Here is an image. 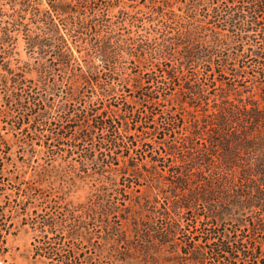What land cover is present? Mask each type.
I'll list each match as a JSON object with an SVG mask.
<instances>
[{
	"label": "trees",
	"instance_id": "16d2710c",
	"mask_svg": "<svg viewBox=\"0 0 264 264\" xmlns=\"http://www.w3.org/2000/svg\"><path fill=\"white\" fill-rule=\"evenodd\" d=\"M2 1L0 99L6 109L13 107L17 112L14 129L25 130L30 136L45 131L47 137L39 143L44 148H34L29 157L42 152L51 160L34 170L33 184L0 186V197L14 195L10 216H21L20 225L28 224L36 232L34 254L44 257L48 264H101V258L107 255L115 264H155L161 251L177 253V234L181 231L187 236L181 242L183 256L197 262L204 255L192 247L196 234L190 228L201 222L208 225L214 259L225 258L226 264L247 263L243 255L248 261L256 258L262 263L258 245L243 231L259 229L264 236V0H177L181 12L171 8L168 0H150L158 1L149 21L162 38L161 46L156 47L150 37L143 38L138 31L136 39L128 38V44L126 41L130 54L150 59L164 55L157 63L158 74L148 75L142 93L152 105L168 100L165 90L176 84V78L178 81L179 94L174 100L181 111L164 113L163 128L158 133L162 140L149 160L156 163L158 157H167L172 162L168 166L169 194L163 196L160 206L158 193L135 200L113 197L108 185L112 178L104 173V160L94 146L79 152L78 165L69 159L78 141L92 140L96 129L112 130L113 138L106 137L105 132L98 143L99 148L112 146L106 157H117L118 117L98 112L91 100L87 104L92 94L85 92H93L98 84L99 64L106 68L118 50L126 47L123 39L116 38L113 29L94 36L88 42L96 58L82 65L74 52L72 32L96 27L99 22L94 6L86 16L87 0H48L44 6L42 0H7L12 10L7 18L3 17L6 12ZM27 14L35 28L24 22ZM132 18V24L138 27L142 17ZM156 19L160 22L155 25ZM21 30L27 54L22 58L18 51L20 57L15 63L22 64L14 67L10 56ZM247 59L255 60L251 71L246 70ZM33 70L37 72L33 86L25 84V72ZM59 70L70 72L72 82L66 90L71 96L65 100L66 112L58 118L62 122H53L59 129L55 132L48 127L52 121L46 109L56 105L55 99L49 102L37 88L47 94L61 88V82L55 79ZM200 73V81L192 80L191 75ZM114 87L113 83L106 86L107 90ZM76 103L81 106L78 110ZM145 110L146 120L157 113L152 107ZM33 112L39 125L24 126ZM68 131L72 134L67 135ZM166 133L174 138L167 141L160 136ZM176 133L181 136L175 138ZM2 140L0 134V157L10 154L8 142L2 145ZM20 141L28 144L24 138ZM64 141L70 143L64 147ZM149 144L144 143L142 155ZM128 166L134 168L136 164L129 161ZM96 173L102 175L98 178L100 185L87 188L86 179ZM148 174L155 172L150 170ZM83 190L87 191L84 199L74 201L71 196ZM40 208L46 212H39ZM196 210L201 212L196 214ZM126 212L134 217L130 234L112 223L113 216L124 218ZM185 212L193 215L187 217ZM4 214L5 206L0 204V216ZM95 228L97 235L92 232ZM2 230L13 231L9 227L0 229V238ZM164 260L172 258L166 256Z\"/></svg>",
	"mask_w": 264,
	"mask_h": 264
},
{
	"label": "rangeland",
	"instance_id": "374dc122",
	"mask_svg": "<svg viewBox=\"0 0 264 264\" xmlns=\"http://www.w3.org/2000/svg\"><path fill=\"white\" fill-rule=\"evenodd\" d=\"M168 1L172 4L171 8L175 9L177 12H181L178 9L180 2L177 0ZM2 2L4 12H6L3 17L7 18L8 11L10 12L12 10L10 9V4L7 0H3ZM41 2H43V6L48 5V0H42ZM73 2H77V0H73ZM155 3H158V1ZM155 3H152L150 0H87L88 6L85 8L86 16H89L92 13L89 7L94 6L95 13H97L96 17L99 22L96 27L85 26L84 28H81L80 32H72V37L76 44V47L73 45L74 52L79 56L80 63L83 65L85 62H89V60L96 58L94 57V49L91 48L88 40H92L94 36H102L106 30L110 29L114 30L113 32L116 38L123 39L122 43L124 46L131 41L128 38L136 39L135 37L137 36L136 33L138 31L143 38L150 37L155 42L156 47L159 48L161 46L160 42L162 38L160 37V34H157L153 30L149 21L150 15L154 12ZM81 4L82 3L78 2L79 6H81ZM167 9L168 8H165V11ZM79 11L81 13L82 9H79ZM133 15L142 17V21L139 23L140 25L138 27L132 24ZM30 20V14H27L24 22L28 23L29 27L35 28L34 23ZM63 22L66 23L67 21L65 20ZM153 22L156 25V22L160 21L156 19ZM67 26L69 27L70 25ZM23 32L24 31L22 30L20 31L17 47H15L11 52L12 55L10 57L13 58L12 66L14 67H17V64H22L15 63L16 58L20 57L17 52L21 51L22 58H25L27 54L26 49L24 48L25 41L23 38ZM257 37L260 38V34H258ZM126 48L127 46L123 47L122 50H118L115 58L107 64L106 68H101V65L99 64V72L97 74L98 84L94 85L95 88L93 92H90L89 90L85 92L86 94H92L91 98L87 97V104L91 100L95 103L98 112H103L104 115L118 117V122L116 124L118 132L115 136L117 142L119 143V146L117 147L118 149H116L118 152L117 157L113 159L111 157H106L107 154H110V150H113L112 146L104 147V145H101L103 148H99L98 143L99 138L102 137L105 132L108 133L106 137L113 138L114 135H111L112 130L109 129L107 132V130L104 131L103 129L102 132L96 129L92 140L78 141L80 144L75 147L69 159L71 162L78 165L79 163L77 159L79 158V152H85L94 146V148H96L95 152L98 154L99 158L104 160V173L112 178V180L108 182V185L110 186V190L113 191V197L117 195L118 198L124 196L126 199L135 200L138 198L142 199V197L146 194L154 195L158 193L159 196L157 206H160L164 200L163 196L169 194L170 183L168 178L171 175L168 171V166L172 162L171 159L167 157H158L156 163H152L149 160L151 152L158 147L159 142L162 140L158 137V133L163 128L164 113H166L167 110L173 114L181 111L177 102L174 100L176 95L179 94V88L177 85L178 81L176 78V84L165 90L168 100H162L160 104L152 105L147 100V97L145 98L142 96V93L145 92L144 85L147 83L148 75H154V73H157V63H161L160 61L163 60L162 57L164 55L158 54V57L150 59L146 55L136 56L130 54ZM77 49L79 51H77ZM165 58L169 60L168 56ZM96 62L99 61L97 60ZM174 62L175 58L173 56L171 63L174 64ZM254 65V59L246 60L247 71H251ZM189 72L192 73V69H190ZM189 72H187V74ZM36 74L37 72L35 70L26 71L24 77L25 84L31 83L33 86L32 78L36 77ZM69 74L70 72L66 74V72L62 73L61 70L57 71V73L55 71V79L59 80L62 86L59 89L53 90L52 93L47 94V92L44 93L43 89L37 88L42 97L47 95L46 98L49 102L55 99V106L46 107V109L50 112L49 116L52 121V125L48 127L55 132L56 130L59 131V129L57 126H54L53 122L61 124L62 121H59L58 118L64 116L67 109L66 107L63 109L65 100L71 97L69 93H66L67 86L72 82V77H70ZM191 78L192 80L200 81L199 79L201 78V73L198 76L193 74L191 75ZM243 80L246 79L243 78ZM112 83L115 84L114 89L107 90L106 86ZM246 83L250 82L247 81ZM65 87L66 89H64ZM151 87L154 88V85L151 84ZM61 89L65 90V92L61 91ZM0 91L3 93V88H1ZM57 94L60 95L57 97ZM78 104L79 103H76V107H78L77 110L81 108ZM147 106L149 108H154V111L157 112L151 120H146L145 118V109ZM34 114L35 113L33 112L30 117V122L25 123L24 126L31 124L32 126L39 125L40 121L36 119V116L33 117ZM17 116V112L14 108L7 107L6 109V105H4L0 99V134L3 135L2 141L4 142L2 145L7 141V146L10 150L9 155L0 157V186H10L11 184H33L34 180L32 173L34 170L42 168L51 161L47 157L42 156V152H34L33 155L29 157L31 150L34 148H44V145H39V143L43 144L44 139L47 136H45V131L38 132L37 136H30L27 132H25V130L20 131V129H14V120ZM72 122L73 124H78L77 121ZM66 134L71 135L72 133L68 131ZM160 136L165 137L167 141L174 138L171 133H166L165 136ZM175 136V138H179L181 134L176 133ZM22 138L28 142L27 145L22 144L20 141ZM64 142V147H66V142L67 144L70 143V141ZM147 142L150 144L145 147L146 151L144 156L142 155L141 149L144 147V143ZM20 144H22L25 148L21 147ZM24 149L25 154L27 153L26 155H23ZM111 161L112 163L109 166ZM129 161L135 162L136 166L134 168L129 167ZM89 166H91V164ZM150 170L155 172V174L149 175L148 172ZM100 176L102 175L96 173L94 177L86 179L88 180L87 188H92V186L95 188L96 186H99L101 181L98 180V178ZM96 183L97 185L95 186ZM85 192L87 193V191L84 190L75 192L71 197L74 201L84 199ZM13 198L14 195L9 196V198L5 196L0 197V204L5 206V214L0 216V229L9 227L13 230L9 233H4L2 230L3 236L0 238V264H48L44 257L34 254L32 242L34 241L36 232L32 230L28 224L23 226L20 225L22 220L21 216H10L9 211L10 205L13 204ZM130 211H132V209ZM39 212L45 213L46 210H42L40 208ZM199 212L201 211L196 210V214ZM123 215L124 218H121L120 216H113L112 223H114L118 229L126 231L130 234L131 231L129 226H132V221L134 219L133 214L126 212ZM192 215V212H188L186 214L187 217H191ZM158 223H162V221L159 219ZM207 227V224L205 225V223L202 224L201 222H197L196 228H190L194 234H196L195 240L194 242H191V245L193 244L192 247L203 253L204 256L201 260L196 262L183 256L184 254L181 252V250H183V245L181 242L182 240L187 239V236L184 232L182 233L180 231L177 234V253L168 254L166 253V250L161 251V258L155 264H226L225 258L217 260L214 259V256H211V247L209 246L210 234ZM17 228H19V230L14 232ZM240 230H243V226ZM92 232L96 235L99 233L97 228H95ZM243 234H248L250 239L258 245L259 253L257 254L258 257L261 258L262 263L257 262L256 258H251L248 261V257H244L242 255V258H247V263L240 264H263L264 236L262 235V231L258 229L252 233V231L247 229L246 231H243ZM93 242H96L94 238ZM188 244H190V242ZM107 247L111 249L110 244H107ZM188 247L189 246L186 245V248H184L187 249ZM166 256H169L172 260H164V257ZM101 259V264H115L112 261V256L109 257L107 255ZM144 264H150V262H145Z\"/></svg>",
	"mask_w": 264,
	"mask_h": 264
},
{
	"label": "built area",
	"instance_id": "2783aa9c",
	"mask_svg": "<svg viewBox=\"0 0 264 264\" xmlns=\"http://www.w3.org/2000/svg\"><path fill=\"white\" fill-rule=\"evenodd\" d=\"M0 263H1V261H0Z\"/></svg>",
	"mask_w": 264,
	"mask_h": 264
}]
</instances>
